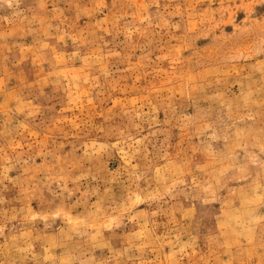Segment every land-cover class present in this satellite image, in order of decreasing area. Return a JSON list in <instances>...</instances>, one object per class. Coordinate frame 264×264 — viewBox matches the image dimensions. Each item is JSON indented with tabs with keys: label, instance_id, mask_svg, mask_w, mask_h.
I'll return each mask as SVG.
<instances>
[{
	"label": "rangeland",
	"instance_id": "1",
	"mask_svg": "<svg viewBox=\"0 0 264 264\" xmlns=\"http://www.w3.org/2000/svg\"><path fill=\"white\" fill-rule=\"evenodd\" d=\"M0 264H264V0H0Z\"/></svg>",
	"mask_w": 264,
	"mask_h": 264
}]
</instances>
